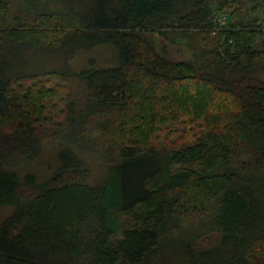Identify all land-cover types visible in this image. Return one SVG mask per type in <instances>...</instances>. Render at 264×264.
Listing matches in <instances>:
<instances>
[{"label": "trees", "instance_id": "1", "mask_svg": "<svg viewBox=\"0 0 264 264\" xmlns=\"http://www.w3.org/2000/svg\"><path fill=\"white\" fill-rule=\"evenodd\" d=\"M14 1L0 0V264H264V83L226 76L264 67L259 17L213 20L240 0ZM148 31L185 38L192 58L164 56ZM100 41L117 64L71 69ZM45 122L109 161L107 179L86 183L70 147L43 183L8 169L39 151Z\"/></svg>", "mask_w": 264, "mask_h": 264}, {"label": "rangeland", "instance_id": "2", "mask_svg": "<svg viewBox=\"0 0 264 264\" xmlns=\"http://www.w3.org/2000/svg\"><path fill=\"white\" fill-rule=\"evenodd\" d=\"M72 2L75 8L83 9V7L89 8L90 4L94 0H57L55 3L52 1V8L62 7L66 8L64 2ZM219 0H206L207 3L212 7L216 6ZM106 2V1H105ZM25 3V4H24ZM109 5V3H106ZM27 5L25 0H16L12 4L11 12H18L19 8L22 9ZM252 0H240L235 10L233 7L218 9L214 16L219 11H226L227 18L223 22L224 25H228L231 21H247L253 17H259V21L262 23L264 28V10L257 7L253 8ZM84 9V11H85ZM87 28V27H86ZM90 30V28H87ZM216 30V29H215ZM213 30V32L215 31ZM94 31V30H93ZM112 31L114 33L115 31ZM109 31V32H110ZM154 42L156 49L164 56L171 59H189L193 56V49L190 48L184 41L185 38L175 39L173 42L166 40L161 34L157 32H146ZM26 50V49H25ZM30 50V51H27ZM25 51L26 55L34 54L35 62L47 63V65H61V60L63 55H53L49 52H39L35 54L33 49L27 47ZM119 60V47L115 42L112 41H100L93 43L90 46L77 47L75 52L67 60L68 65L73 70H81L87 67L95 66H111L118 63ZM227 77L232 78L237 87L245 84H261L264 83V67H257L250 72L243 71H233L226 74ZM44 137L41 139V146L39 151L31 158L20 160L17 163L10 164L7 166L8 169L16 171L20 178L26 174H33L36 181L43 183L49 179V177L57 170L59 167L58 152L64 147H70L78 152V154L83 158L84 165L88 168V176L85 182L89 185L95 186L102 184L108 177V169L110 162L105 160L101 155L88 152L86 150L78 148L73 142L61 137L55 138L53 136H48L45 133L49 128V123L45 122ZM160 131L161 136L166 134L165 126ZM171 133H169L170 138L175 139V133L173 127H170ZM159 135V131H158ZM158 137L160 141L159 145L163 144L165 137ZM163 142V143H162ZM12 211L11 205L0 206V221L9 215Z\"/></svg>", "mask_w": 264, "mask_h": 264}, {"label": "built area", "instance_id": "3", "mask_svg": "<svg viewBox=\"0 0 264 264\" xmlns=\"http://www.w3.org/2000/svg\"><path fill=\"white\" fill-rule=\"evenodd\" d=\"M226 11H219L214 17H213V20L216 22V23H223L226 18H227V15H226Z\"/></svg>", "mask_w": 264, "mask_h": 264}]
</instances>
